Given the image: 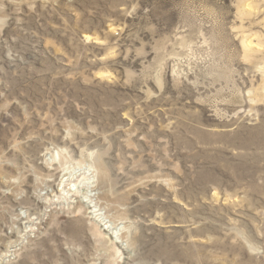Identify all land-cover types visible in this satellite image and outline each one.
I'll return each mask as SVG.
<instances>
[{"label": "rangeland", "instance_id": "1", "mask_svg": "<svg viewBox=\"0 0 264 264\" xmlns=\"http://www.w3.org/2000/svg\"><path fill=\"white\" fill-rule=\"evenodd\" d=\"M0 264H264V0H0Z\"/></svg>", "mask_w": 264, "mask_h": 264}, {"label": "bare ground", "instance_id": "2", "mask_svg": "<svg viewBox=\"0 0 264 264\" xmlns=\"http://www.w3.org/2000/svg\"><path fill=\"white\" fill-rule=\"evenodd\" d=\"M101 167V166H100ZM105 175V174H104ZM73 188V187H72ZM99 188V187H98ZM81 204V203H80ZM81 211V210H80ZM117 212V211H116ZM116 221V220H115ZM120 230V229H119Z\"/></svg>", "mask_w": 264, "mask_h": 264}]
</instances>
